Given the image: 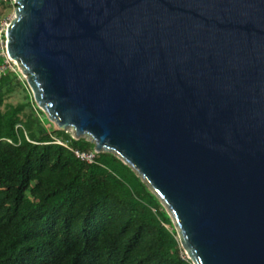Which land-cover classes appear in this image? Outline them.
Segmentation results:
<instances>
[{
    "label": "water",
    "instance_id": "water-1",
    "mask_svg": "<svg viewBox=\"0 0 264 264\" xmlns=\"http://www.w3.org/2000/svg\"><path fill=\"white\" fill-rule=\"evenodd\" d=\"M14 3L48 121L135 170L192 264H264V0Z\"/></svg>",
    "mask_w": 264,
    "mask_h": 264
},
{
    "label": "trees",
    "instance_id": "trees-1",
    "mask_svg": "<svg viewBox=\"0 0 264 264\" xmlns=\"http://www.w3.org/2000/svg\"><path fill=\"white\" fill-rule=\"evenodd\" d=\"M17 75L0 74V264H192L147 182L112 152L87 163L53 142L94 149L45 128ZM18 88L25 100L7 101Z\"/></svg>",
    "mask_w": 264,
    "mask_h": 264
},
{
    "label": "rangeland",
    "instance_id": "rangeland-1",
    "mask_svg": "<svg viewBox=\"0 0 264 264\" xmlns=\"http://www.w3.org/2000/svg\"><path fill=\"white\" fill-rule=\"evenodd\" d=\"M15 7H16V4L14 3V0H9L8 3L2 4L0 7V57L5 58L4 60L6 61L2 65H0V70L4 69L6 67V68H9L13 71L18 72L17 78L23 82V81H25L24 75H22L19 72V68L17 67L16 62L7 55L6 50H5V29H6V26L9 24V22L11 21V19L14 17ZM6 100L9 102H13V103L22 102L25 100L24 93L21 90V88H18L15 91H13L6 98ZM43 114H44V116H42V118L47 119L46 114L44 112H43ZM50 126H51V128L56 129L55 125L52 122H49L47 119V121L44 122V127L50 128ZM66 131H68L74 135L73 130L71 128H68ZM84 137L87 140H89L88 137H86V136H84ZM159 201H160L161 207L169 215L171 223H172V227L170 229H173L175 231V237L179 241L178 229L175 225L173 217H172L171 213L169 212V210L167 209V207L165 206V204L160 199H159ZM181 254L183 255V257L188 258L186 253H185V250L182 247H181Z\"/></svg>",
    "mask_w": 264,
    "mask_h": 264
},
{
    "label": "built area",
    "instance_id": "built-area-1",
    "mask_svg": "<svg viewBox=\"0 0 264 264\" xmlns=\"http://www.w3.org/2000/svg\"><path fill=\"white\" fill-rule=\"evenodd\" d=\"M4 59L5 58H3V61L0 63V65H2L4 62H6ZM5 69H6V67L4 69H1L0 74H2L5 71ZM71 136L73 138H75V136L73 134H71ZM53 142L69 148L77 158H79L83 161H86L87 163L96 162V156H97L98 152L94 149L93 150H80V149L69 146L68 140H63V139L58 138V137H53Z\"/></svg>",
    "mask_w": 264,
    "mask_h": 264
}]
</instances>
